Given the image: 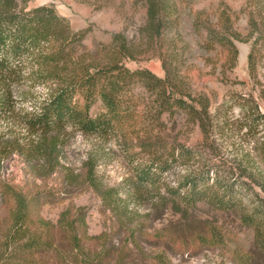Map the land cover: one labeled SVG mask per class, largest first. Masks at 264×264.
<instances>
[{
  "label": "rangeland",
  "instance_id": "rangeland-1",
  "mask_svg": "<svg viewBox=\"0 0 264 264\" xmlns=\"http://www.w3.org/2000/svg\"><path fill=\"white\" fill-rule=\"evenodd\" d=\"M173 4L175 11L164 20L160 37L148 41L140 32L144 5L134 0H18L25 10L51 7L73 32L83 33L73 57L102 62L103 47L112 35L120 34L134 52L133 60L121 63L160 79L166 75L171 86L163 92L140 83L129 85L122 97L121 119L101 135L82 136L64 126L39 137L27 130L24 119L36 112L47 89L31 86L25 78L13 84L11 107L0 111V235L10 205L1 195L6 184L33 198V214L52 224L68 208L81 211L88 237L109 233L117 242L132 232L142 250L134 256L136 262L160 256L163 264H241L238 255L252 244L251 229L240 222L244 209L220 211L201 201L186 208L183 218L179 213L183 206L174 210L170 202L160 204L158 196L204 174L208 186L213 181L232 185L244 208L255 195L264 198V159L257 150L264 130L251 122L255 111L264 114V59L257 60L255 75L249 77L246 56L251 41H245L250 24L264 17V0H174ZM206 29L225 36L235 33L241 39H232L237 50L234 61L225 48L207 39ZM172 93L196 109L198 103L206 104L207 115L199 121L177 106L166 108L165 99ZM75 100L83 105L80 97ZM103 111L95 100L87 112L93 116ZM50 139L56 144V164L41 176L37 172L44 162L31 151L41 141L46 154ZM173 148L187 149L189 157L168 161L167 170L156 171L154 187L133 193L131 183L139 169L156 159L164 161ZM88 168L101 189L115 188L127 200L130 214L123 224L128 230L119 226L87 183Z\"/></svg>",
  "mask_w": 264,
  "mask_h": 264
},
{
  "label": "trees",
  "instance_id": "trees-1",
  "mask_svg": "<svg viewBox=\"0 0 264 264\" xmlns=\"http://www.w3.org/2000/svg\"><path fill=\"white\" fill-rule=\"evenodd\" d=\"M173 1L134 0L145 8L140 32L146 40L160 37L164 20L175 11ZM250 25L248 39H245L251 41L246 63L249 77H253L257 60L264 59V17L257 24L252 22ZM206 37L225 48L231 60H235L237 50L232 39L241 40L235 33L225 36L206 29ZM82 38L83 33L73 32L67 20L58 16L51 7L38 6L25 10L18 5V0H0V111L10 109L11 87L25 78L32 83L31 86L47 89L36 112L24 119L28 131L44 137L51 130L65 126L82 136H97L121 119V111L124 110L122 97L129 85L140 83L149 90L163 92L170 88V79L166 75L160 79L148 70L131 71L121 63L124 59H134L133 46L124 36H111L110 43L103 47L105 61L103 59L102 62H95L91 57L86 59V56L73 57L74 47L80 44ZM23 67L28 69L26 73L21 71ZM76 97L82 99V106L78 105ZM95 100L104 111L91 116L87 111ZM164 103L168 105L166 108L177 106L199 121L207 115L206 104L198 103L196 109L175 98L173 93L166 97ZM253 115V126L264 130V114L255 111ZM40 142L33 146L31 153L38 154L43 160L44 165H39L37 173L44 176L56 164V144L54 139H50L47 142L49 150L43 154ZM257 145L264 159V134L259 137ZM188 157L187 149H171L164 161L156 159L151 165L139 169L134 183H131L132 192L137 194L146 187H154L156 171L167 170L168 161ZM86 179L98 192L104 208L125 230L123 222L130 214L127 200L121 199L115 188L101 189L90 168L87 169ZM208 182L209 177L204 174L187 178L179 187L166 188V195L158 196V202H170L174 210L183 206L184 209L179 212L183 218L186 208L194 207L201 201L220 211L244 209L240 222L251 229L252 244L247 252L238 255V261L241 264H264V198L255 195L254 202L244 208L240 200L235 199L232 185L213 181V186H208ZM1 195L10 205L0 235V264H163L160 256L148 263L136 262L134 256L142 250L137 247L132 232L130 237L117 242L110 238L109 233L88 237L81 211L66 208L52 224L33 214V198H27L6 184L1 189ZM210 234L214 239L211 231ZM177 245L181 247L184 242L180 241Z\"/></svg>",
  "mask_w": 264,
  "mask_h": 264
}]
</instances>
